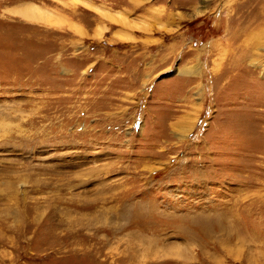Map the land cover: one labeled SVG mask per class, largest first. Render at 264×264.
Wrapping results in <instances>:
<instances>
[{
	"label": "rangeland",
	"instance_id": "rangeland-1",
	"mask_svg": "<svg viewBox=\"0 0 264 264\" xmlns=\"http://www.w3.org/2000/svg\"><path fill=\"white\" fill-rule=\"evenodd\" d=\"M0 264H264V0H0Z\"/></svg>",
	"mask_w": 264,
	"mask_h": 264
},
{
	"label": "bare ground",
	"instance_id": "bare-ground-1",
	"mask_svg": "<svg viewBox=\"0 0 264 264\" xmlns=\"http://www.w3.org/2000/svg\"><path fill=\"white\" fill-rule=\"evenodd\" d=\"M24 13V12H23ZM23 15H26L27 17H31V18H39L40 20H43V19H41L40 17H42V15L41 14H37V13H33V11H28V12H25ZM43 18V17H42ZM45 19H47V18H45ZM48 21V20H47ZM46 21V22H47ZM51 21V20H50ZM51 22H53V21H51Z\"/></svg>",
	"mask_w": 264,
	"mask_h": 264
}]
</instances>
